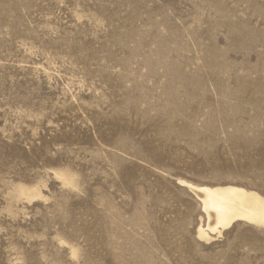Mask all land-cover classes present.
Returning a JSON list of instances; mask_svg holds the SVG:
<instances>
[{
	"label": "rangeland",
	"instance_id": "374dc122",
	"mask_svg": "<svg viewBox=\"0 0 264 264\" xmlns=\"http://www.w3.org/2000/svg\"><path fill=\"white\" fill-rule=\"evenodd\" d=\"M179 179L264 196V0H0V264H264Z\"/></svg>",
	"mask_w": 264,
	"mask_h": 264
},
{
	"label": "bare ground",
	"instance_id": "6f19581e",
	"mask_svg": "<svg viewBox=\"0 0 264 264\" xmlns=\"http://www.w3.org/2000/svg\"><path fill=\"white\" fill-rule=\"evenodd\" d=\"M63 179L66 185H74L73 178ZM178 184L200 202L206 221L197 229L200 241H212L238 222L264 228V196L259 192L232 183L195 184L179 179ZM25 192L31 197L40 196L28 189Z\"/></svg>",
	"mask_w": 264,
	"mask_h": 264
}]
</instances>
